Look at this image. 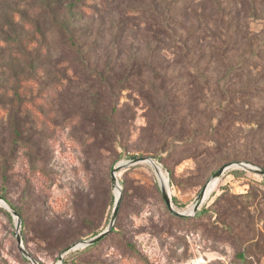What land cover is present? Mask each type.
<instances>
[{
	"label": "rangeland",
	"instance_id": "rangeland-1",
	"mask_svg": "<svg viewBox=\"0 0 264 264\" xmlns=\"http://www.w3.org/2000/svg\"><path fill=\"white\" fill-rule=\"evenodd\" d=\"M75 1L0 3V195L22 213L18 229L0 203V264H33L18 234L40 264L61 255L62 264H264V175L228 168L184 220L173 218L160 187L169 184L177 210L192 211L224 164L264 169V0H96L93 10ZM156 10L171 14L177 38L154 25ZM61 20L91 73L70 68L76 54ZM109 83L120 90L118 143L89 130L97 111L78 117L82 106H110L102 102ZM225 100L232 111L217 107ZM218 123L234 146L178 151L168 162L172 182L164 141ZM138 156L153 157L159 176L148 162L118 173L126 188L115 231L84 253L82 241L111 221L114 167Z\"/></svg>",
	"mask_w": 264,
	"mask_h": 264
},
{
	"label": "trees",
	"instance_id": "trees-1",
	"mask_svg": "<svg viewBox=\"0 0 264 264\" xmlns=\"http://www.w3.org/2000/svg\"><path fill=\"white\" fill-rule=\"evenodd\" d=\"M5 0H0V3L4 2ZM96 0H76L75 3H73L72 7L73 8H81L82 10L84 9H89V10H93V8L89 5L94 6ZM109 4V3H108ZM171 14L167 13V12H163V11H159L156 10L155 12V16L153 17V21H154V25H156L159 30H162V33H164L166 36L169 37H176V34L174 32L173 29V23H172V18L170 17ZM60 25V29L64 32L65 36H66V41L68 43V45L70 47H72L74 49V53L76 54V57L74 58V60L71 62L70 64V68H72L74 70V72L76 73H91L93 70H91L89 68V63L88 60H86L87 58H85L86 56H88V54L83 51L81 48H79V45L76 43V39L71 31V27H70V22L69 21H65V20H61ZM177 38V37H176ZM251 59V58H250ZM255 59V58H252ZM77 64V65H75ZM238 67H234L233 69L236 71ZM108 68L106 66L105 71H107ZM102 76H104V74L102 73ZM28 83L29 80H32V75L31 77H29L28 79H25ZM224 89V88H222ZM117 92L119 93L120 90L116 89V87L112 86V84H107L105 86L104 89V95H103V101L106 102H111L110 106L109 105H100L99 103H97V105L94 106H89V108H87V106H82L80 112H78V117L81 119H85L86 115L89 113V111L95 110L99 113V116L96 120L91 121L90 124L88 126L89 130L91 129V131H93L95 133V137L97 138H110V140L112 139V141H114V143H118L119 142V137H120V133L123 129L122 125H119L118 123L114 122V117H116V115H118L119 113V109L117 106V101H113V99H116L117 96ZM193 102H195V99H188V104H193ZM228 102L227 100H225L223 103L221 102L217 107L223 111H232L231 107H227L224 104ZM68 118H71L70 116ZM162 128H167L166 124L161 125ZM230 132L227 129H223V127L221 126L220 123L218 124H214V125H210V128L207 131H196V130H192L190 133L188 132L187 134H185L184 136L180 137V136H176L170 140H166L164 141L163 145L167 147V151L168 154L165 157H162L163 160H165V162H162L164 167L169 171V174L171 175V181L174 182V172L172 171V169L170 168L169 165V160L172 159V155H176V153L179 151L183 154H188L190 153L191 155L194 156H199L200 154H204L208 151L205 149H201L200 146L201 144L204 143H210V144H214L216 147L214 148V151L216 150L217 153L222 152L223 147L230 149L231 147H233L234 145V140L230 137ZM178 152V153H179ZM177 153V154H178ZM261 166H263L264 168V164L261 163ZM6 172V171H4ZM238 171H233L234 174H236ZM122 189H123V193H122V197H121V202H120V206H119V211L117 213H120L122 206H123V202L125 199V188H126V183L125 181H122L120 183ZM2 198H4L5 200L6 197L2 194L0 195ZM19 213V215H22V213L20 212V210H18L9 200H7ZM112 204H115V196L112 195V200H111ZM173 202L178 203V200L176 197H173ZM78 207L81 209L82 212H86L87 207L85 206H81L78 204ZM85 208V209H84ZM206 209L203 208V211H205ZM173 218L179 219V220H184L187 219L184 216H173ZM117 217H116V221L114 224V227H116L117 225ZM114 227L112 228V230L108 233V235L115 231ZM102 232V231H101ZM98 231H94L92 232L93 237L98 235L99 233ZM107 235V236H108ZM105 236L102 240L92 244V245H88L86 248L83 249V252L86 253L88 251L93 250L95 247H97L99 244H101L104 239L107 237ZM23 241L26 242V239L23 238ZM135 250V249H134ZM140 256V255H139ZM240 257L244 259V255L243 253H240ZM143 258L142 256H140V259ZM69 259H64V264H66L68 262Z\"/></svg>",
	"mask_w": 264,
	"mask_h": 264
},
{
	"label": "water",
	"instance_id": "water-1",
	"mask_svg": "<svg viewBox=\"0 0 264 264\" xmlns=\"http://www.w3.org/2000/svg\"><path fill=\"white\" fill-rule=\"evenodd\" d=\"M143 162L150 163L154 167V169L157 172V174H158V172H160L159 171V166H160L159 163L153 157H150V156H138V157L126 160V161H121L114 167V169L112 171V185H113V187H115V189H119V193L117 194V192H115V204H114V209H113V213H112V216H111V221H110L108 227L104 231H102L101 233H99L98 235H96V236H94V237H92L90 239L82 241V243L84 245H87V246L88 245H92V244L102 240L105 236L108 235V233L113 228V225H114L116 217H117V213L119 211V206H120L121 197H122V187L120 185L119 178L117 177V173H120L122 170L126 169L129 166H133V165H136V164H139V163H143ZM231 167H241L243 169H246V170H249V171H253V172L261 174V175H264V169L256 167V166H254L252 164H249V163H246V162H229V163H226L223 166H221L213 174L211 179L202 187L197 199L195 200L194 204L190 207L192 209V211H185V212L177 210L173 206V201H172V196H171V192H170V189H169V184H168V187H167L160 180V187H161L162 195H163V197H164V199L166 201V204L169 207L170 212L172 214H174V215H177V216L195 215L197 210L199 209V207L201 206V204L203 203V201L205 199L206 190H207L209 182L211 180H213V179H216L218 181V179L223 175V173L228 168H231ZM158 176H159V174H158ZM159 179H160V177H159ZM0 201H5V203L8 206L7 208L6 207L5 208L8 209L11 212V214L14 217L17 218L16 219V226L18 227V229H20L22 227V219H21L19 213L17 212V210L10 203H8L4 198H2L1 196H0ZM17 241H18L19 248H20L21 252L23 253V255L27 259H29L33 264H40L36 259H34L31 256L29 251L26 249V247L24 246V243H23V239H22L20 234L17 235ZM74 246L75 245H72V246L68 247L64 251L63 254H65L66 252L71 250ZM62 263H63V255H61V257H60V263L59 264H62Z\"/></svg>",
	"mask_w": 264,
	"mask_h": 264
},
{
	"label": "bare ground",
	"instance_id": "bare-ground-1",
	"mask_svg": "<svg viewBox=\"0 0 264 264\" xmlns=\"http://www.w3.org/2000/svg\"><path fill=\"white\" fill-rule=\"evenodd\" d=\"M163 174V173H162ZM117 177L119 178V174L117 173ZM166 179V178H165ZM164 180V179H163ZM162 181V180H161ZM167 181V180H166ZM215 181L216 179H213L209 182L207 190H206V195L205 197H207L214 189L215 187ZM168 182V181H167ZM117 194L119 193V189L116 190ZM0 203L5 206L6 208L8 207L7 204L5 203V201H0Z\"/></svg>",
	"mask_w": 264,
	"mask_h": 264
}]
</instances>
